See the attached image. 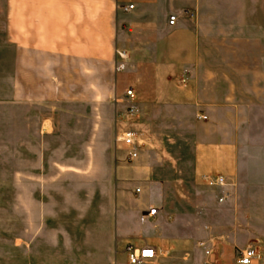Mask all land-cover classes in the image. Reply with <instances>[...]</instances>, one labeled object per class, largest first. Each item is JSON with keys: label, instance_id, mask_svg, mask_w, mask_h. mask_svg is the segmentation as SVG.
Instances as JSON below:
<instances>
[{"label": "crops", "instance_id": "0c3cea01", "mask_svg": "<svg viewBox=\"0 0 264 264\" xmlns=\"http://www.w3.org/2000/svg\"><path fill=\"white\" fill-rule=\"evenodd\" d=\"M41 48H55V88L36 68L32 50ZM112 96L135 108L142 134L139 159L119 169L143 187L137 208L154 203L158 218L186 225L194 208L179 245L203 238L196 264H237L249 248L264 264V0H0V129L22 108ZM207 176L233 187L209 188ZM221 198L220 220L208 224ZM136 244L171 264L159 246Z\"/></svg>", "mask_w": 264, "mask_h": 264}, {"label": "rangeland", "instance_id": "374dc122", "mask_svg": "<svg viewBox=\"0 0 264 264\" xmlns=\"http://www.w3.org/2000/svg\"><path fill=\"white\" fill-rule=\"evenodd\" d=\"M32 51L38 73L55 88V48ZM121 69L113 66L110 88ZM129 104L113 96L102 104L54 100L20 109L11 127L0 129V264H125L126 245L138 241L159 246L162 263L196 264L203 238L191 234L185 249L179 245L186 239L182 230L195 224V209H186L193 218L187 225L146 220L135 205L143 187L119 174L137 161L127 162L121 134L142 138ZM250 174L245 180L253 190L258 180ZM220 206L207 209L208 224L220 220Z\"/></svg>", "mask_w": 264, "mask_h": 264}, {"label": "built area", "instance_id": "2783aa9c", "mask_svg": "<svg viewBox=\"0 0 264 264\" xmlns=\"http://www.w3.org/2000/svg\"><path fill=\"white\" fill-rule=\"evenodd\" d=\"M133 8V5L122 7L125 12L133 10ZM176 22L177 18L175 16H172L170 18L169 24L171 26H174ZM118 56L120 59L126 58L125 53H119ZM182 82L184 83L185 81ZM126 97L131 101L135 99V95L133 94L132 90L127 91ZM136 114L137 112L135 108H130V110L128 111L129 116H134ZM119 141L130 150L127 156V162H133L137 160L139 157V135L130 131H125L123 134H121ZM204 181L206 186H208L209 188L216 189L233 187L232 183L223 176H207L204 178ZM137 193L139 194L140 190H137ZM227 196H229V194H226V197ZM225 199L226 198H221L219 200V203L222 204ZM159 214L160 210L154 206H151L148 208L144 217L148 220H155L158 218ZM199 247H204V244L200 243ZM207 254L210 255L211 253L208 252ZM125 255L127 258L126 264H154L158 258L157 250L154 247L148 245L139 247L128 244L125 248ZM259 259L260 258L258 252L255 249L249 248L247 250L239 252L237 264H255V262H257Z\"/></svg>", "mask_w": 264, "mask_h": 264}]
</instances>
